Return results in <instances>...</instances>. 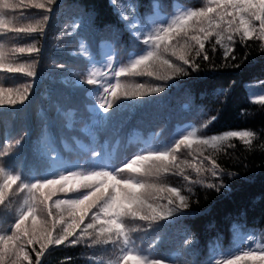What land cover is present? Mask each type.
<instances>
[{"label":"trees","instance_id":"trees-1","mask_svg":"<svg viewBox=\"0 0 264 264\" xmlns=\"http://www.w3.org/2000/svg\"><path fill=\"white\" fill-rule=\"evenodd\" d=\"M37 2L45 8L6 10V23L0 27L5 67L30 66L36 73L28 77L0 69V88L5 89L0 93V168L20 177L0 204V236L15 235L13 225L33 204L36 209L26 227L34 224L39 231L62 215L66 223L67 213L53 201L78 198L87 191H57L48 202L52 215L45 221L43 197L21 191L22 186L73 172L117 175L124 169L118 178L131 177L159 190L158 198L149 201L157 208V218H126L127 243L123 237L104 241L98 223L87 234L77 229L78 243L50 245L40 264H125L126 254L139 255L146 264H226L245 252L264 254V38L258 35L259 22L253 21L257 32L251 38L241 39L225 21L205 40L203 51L190 39L192 31L181 33L167 49L161 47L159 56L183 71L158 65L152 75L117 77L120 68L153 51L145 43L150 35L183 14L215 7L213 0ZM213 23H219V17ZM28 25L40 30L8 31ZM189 25L201 26L194 21ZM21 47L34 51L21 54L16 51ZM181 55L188 65L178 58ZM89 78L96 84H88ZM117 82L121 87L114 89ZM25 93L21 102L18 97ZM12 99L17 102L12 104ZM109 102L112 107L105 111L102 105ZM229 131L251 135L229 138L216 147L198 143ZM185 136L192 146L182 145L174 153L177 168L155 172L152 162L145 161L140 174L127 170L138 156L171 150ZM172 187L185 197L187 207L166 191ZM171 209L172 215H167ZM97 210L89 212L80 228ZM64 226L57 223L53 235ZM4 243L10 247L16 241ZM40 247L36 243L25 248L32 264ZM0 264L15 261L5 256ZM239 264L262 262L246 257Z\"/></svg>","mask_w":264,"mask_h":264},{"label":"snow or ice","instance_id":"snow-or-ice-1","mask_svg":"<svg viewBox=\"0 0 264 264\" xmlns=\"http://www.w3.org/2000/svg\"><path fill=\"white\" fill-rule=\"evenodd\" d=\"M52 3H55V0H49V4ZM213 3L215 7H208L200 11H190L179 16L167 27L158 29L154 35H150L145 41V43H150L153 46V51L136 59L129 66L120 68L115 75L117 77L142 73L152 75L153 70L158 65H167L169 69L175 72L183 71V69L170 64L168 60L160 59L159 50L161 47L163 46L167 49L171 45V41L176 37H180L181 33L187 36L188 32L192 31L193 34L190 39L198 45L199 50L203 51L205 49V40L213 34L215 29L221 28V24L225 23V21L228 29H234L235 32L241 34V39L251 38L253 33L257 32V28L253 21H258V35L264 38V0H213ZM29 7L33 9H43L45 8V4L38 3L37 0H15V2L0 0V27H3L6 23V10ZM48 11H51V8H48ZM212 13H215V16L211 15ZM216 17H219V23L214 24L213 21ZM189 21L198 22L201 26L192 29L189 25ZM205 22L207 23V27L202 26ZM39 30L38 26L32 25L26 27L17 26L8 29V31L17 34H32ZM222 30L223 29H221V31ZM200 34H202V37ZM227 39L231 40L232 36L229 35ZM216 43L219 44L220 41L217 40ZM16 51L23 54L25 52L31 53L34 49H25L21 47L16 49ZM178 58L182 60L185 65L189 64V60L185 58L184 55ZM203 59L207 60L208 56L204 55ZM0 69L6 72L23 73L28 77H34L36 75L35 71L30 66L5 67L3 53H0ZM138 70L140 71L138 72ZM185 74L187 73L185 72ZM164 78L163 76L157 77V79ZM87 83L90 85L96 84V80L89 78ZM109 87L110 86L105 87V92L109 91ZM120 87L121 84L119 82L114 85V89H119ZM4 91L5 89L0 88V93ZM8 91L10 92L11 89ZM155 91H162V89H155ZM140 94L143 95L144 93L141 92ZM112 95L115 96V91L112 92ZM18 98L22 102L23 99H26V93ZM2 102L3 101L0 100V103ZM16 102V99L11 100L12 104ZM260 102L264 103V98H261ZM102 107L107 111L112 107V104L109 102L106 107L103 105ZM250 135L251 133L249 132L229 131L222 136H212L208 139L199 140L198 143L202 146L211 145L216 147L229 138L239 137L240 139H246ZM182 145L191 148L192 140L188 136H185L183 139H180L171 150L150 153L149 155H140L132 160L131 163L127 164V170L132 173L140 174L143 168V162L145 161L152 162L151 170L155 172L177 168V157L174 153L179 150ZM216 168L217 165L213 163V169ZM123 171L124 169H121L117 175H113L108 171H94L87 174L73 172L71 175L63 174L59 178L51 179L46 182L22 186L20 189L21 191L27 189L29 193L39 192L43 197V199L40 200V205L41 211L45 215V221H47L48 216L52 215L51 206L48 202L52 201V197L56 195L57 191L67 193L70 189L72 191H79L81 188L87 191L78 198L53 201L57 209H62L67 213L68 220L65 223V217L62 215L59 221L53 219L50 227L40 229L39 231H37L34 224L32 227L25 226V222L33 215L36 205L33 204L27 208L25 210L27 214L21 213L18 222L13 225L16 234L0 236V261H4L5 256H10L14 259L15 264H21L22 259L27 261V264H32V260L28 252L25 251V248L27 245L39 243L41 247L36 253L35 264H40V257L44 256L45 251L50 245H62L65 244V242L70 244L78 243L80 237L77 235V229L87 234L90 229H95L97 227V223L100 226L98 235L103 237L104 241L108 242L112 241L113 238L119 239L123 237L125 243H127L128 235L123 221L129 217L133 219L138 218L140 220H155L159 213L157 212V208L154 207L152 203H149V201L153 198H158L159 190L154 189L152 186H147L146 188L144 183L139 180L134 181L131 177L118 178ZM212 174L216 175V171L214 170ZM0 176H3V181L0 182V204H3L6 190H10L12 185L20 180V177L6 175L3 168H0ZM43 189H48V193L44 194L42 191ZM140 189H146V191L141 192ZM166 191L171 193L172 197L179 200L181 207H187L185 197L181 196L175 187L168 188ZM173 203L174 200L169 197L168 205H172ZM93 209L98 210L92 216L91 222L87 223L83 228H80V225L84 223L89 212ZM174 210L175 209L168 210L167 215H172ZM161 211H163V209H161ZM57 223H64L65 226L59 229L58 234L53 235ZM70 237H76V239L70 240ZM5 240L16 241V243L8 247L5 246ZM246 257L259 260L264 264V254L258 255L254 252H245L243 256L236 255L234 259L227 260L226 264H239V262ZM129 260L134 261L135 264H146L145 260L139 255L126 254L124 256L125 264H127Z\"/></svg>","mask_w":264,"mask_h":264}]
</instances>
